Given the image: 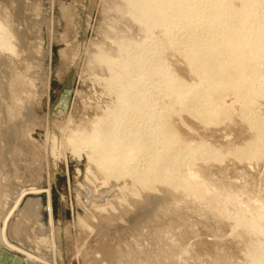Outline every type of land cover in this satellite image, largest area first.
<instances>
[{
	"label": "rangeland",
	"instance_id": "374dc122",
	"mask_svg": "<svg viewBox=\"0 0 264 264\" xmlns=\"http://www.w3.org/2000/svg\"><path fill=\"white\" fill-rule=\"evenodd\" d=\"M120 3L0 0V249L18 251L25 264H239L243 256L224 246L233 247L232 221L216 232L183 190L158 184L145 190L131 176L111 180L91 166L84 151L80 159L67 143V135L91 116L88 110H96L95 117L103 119L117 105L111 91L113 78L96 58L99 52L114 55L117 43L129 41L135 46L149 36L154 51L180 34L175 28L168 36L143 31L121 14ZM135 53L129 55L141 54ZM165 59L179 80L193 84L178 52L165 49ZM255 65L260 68L263 61L258 59ZM131 76V86H139L138 79L147 77L142 71ZM157 79L156 87L161 82ZM143 86L141 93L151 91L150 85ZM157 98L159 91L153 89L151 108L158 106ZM170 100L165 101L168 107ZM257 102L264 116V98ZM221 106L227 113L222 126L211 128L214 135L187 113L171 117L179 126L194 127L195 133L178 127L179 135L196 134L222 148L225 157L219 163L193 160L197 171L220 186L219 192L227 193L220 195L222 199L229 192L242 198L243 204L237 206L228 205L231 197L223 201L230 216L253 217L258 211L252 208L254 203L264 207V150L253 160L227 154L255 138L247 133L233 94ZM43 193L46 207L37 200L25 201ZM249 201L251 209L246 207ZM42 211L47 214L46 224Z\"/></svg>",
	"mask_w": 264,
	"mask_h": 264
},
{
	"label": "bare ground",
	"instance_id": "6f19581e",
	"mask_svg": "<svg viewBox=\"0 0 264 264\" xmlns=\"http://www.w3.org/2000/svg\"><path fill=\"white\" fill-rule=\"evenodd\" d=\"M121 3L124 8L121 14L143 31L152 34L160 31L168 36L175 28L180 34L169 37L167 45L155 47L154 51L149 36L135 46L129 41L117 43L114 55L99 52L96 58L105 64L113 78L111 91L116 95L117 105L109 108L103 119L101 115L95 117L96 110H88L91 116L67 135V143L80 159L84 151L91 166L105 172L111 180L131 176L145 190L157 184L183 190L187 197L194 198L198 211L207 216L216 232L221 224L233 222L229 231L236 245L231 242L233 247L230 243L224 246L230 247L235 256H243L239 264H264L263 204L254 203L252 208L255 206L258 211L253 217L230 216L225 203L237 206L244 201L229 192L231 198L227 197L229 201L223 203L226 198L220 196L224 193L219 192L220 186L201 178L194 162L201 159L204 163L210 160L219 163L225 157L222 148L189 134L194 127L191 129L185 123L180 126L188 127L189 133L179 135L181 128L171 117L183 112L195 123L219 128L227 113L221 103L233 94L241 108L242 121L248 127L247 133H252L255 139L228 150L227 154L244 160L261 157L264 116L257 101L264 98V69H261L264 0H121ZM6 32L1 31L2 35ZM177 45L182 50L177 51ZM3 47H8L6 41ZM127 49L131 55L137 51L141 54L132 57ZM165 49L179 53L185 70L194 79L193 84L177 78L166 62ZM258 59L263 61L260 68L255 65ZM139 71L147 76L138 79L140 85L151 86V91L147 88L145 94L140 92V85L130 83L131 75ZM157 76L161 78L158 87ZM153 89L159 91L156 105L163 109L150 107ZM167 99H171L169 107L165 104ZM249 203L244 204L248 207Z\"/></svg>",
	"mask_w": 264,
	"mask_h": 264
},
{
	"label": "water",
	"instance_id": "95a60500",
	"mask_svg": "<svg viewBox=\"0 0 264 264\" xmlns=\"http://www.w3.org/2000/svg\"><path fill=\"white\" fill-rule=\"evenodd\" d=\"M37 200L38 202H40V204H41V206H43V207H46L47 206V204H48V202H47V196H46V194L45 193H43V194H39V195H29V196H27V198H25V201L26 200ZM23 202V205L22 206H24V204L27 202ZM56 206H54V208H55ZM23 209H26V208H23ZM22 209V210H23ZM42 219H43V223L44 224H46L47 223V214H46V212L45 211H42ZM10 230V229H9ZM9 234H10V232H9ZM17 240V239H16ZM16 243V242H15ZM18 244V243H17ZM6 248V247H5ZM29 248V247H28ZM6 249H8L9 251H11L12 253H14L15 255H17V256H19V257H21V258H23V259H25L26 260V258L24 257V255H22L21 253H19L18 251H15V250H12V249H10V248H6ZM32 250V249H31Z\"/></svg>",
	"mask_w": 264,
	"mask_h": 264
},
{
	"label": "crops",
	"instance_id": "0c3cea01",
	"mask_svg": "<svg viewBox=\"0 0 264 264\" xmlns=\"http://www.w3.org/2000/svg\"><path fill=\"white\" fill-rule=\"evenodd\" d=\"M1 250H4V251H2V253H1ZM6 260H10V263H13V264L14 263L21 264V262L24 263V261H25L23 258L15 255L14 253H12L11 251H9L6 248L0 249V264H7Z\"/></svg>",
	"mask_w": 264,
	"mask_h": 264
}]
</instances>
